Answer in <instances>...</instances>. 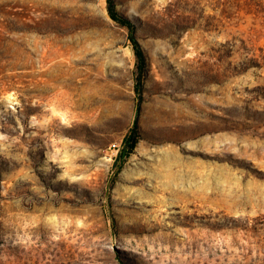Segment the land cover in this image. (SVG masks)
Listing matches in <instances>:
<instances>
[{
    "label": "rangeland",
    "instance_id": "rangeland-1",
    "mask_svg": "<svg viewBox=\"0 0 264 264\" xmlns=\"http://www.w3.org/2000/svg\"><path fill=\"white\" fill-rule=\"evenodd\" d=\"M113 2L139 111L107 0H0V264H264V0Z\"/></svg>",
    "mask_w": 264,
    "mask_h": 264
},
{
    "label": "trees",
    "instance_id": "trees-1",
    "mask_svg": "<svg viewBox=\"0 0 264 264\" xmlns=\"http://www.w3.org/2000/svg\"><path fill=\"white\" fill-rule=\"evenodd\" d=\"M107 3H108V12H109L111 19L114 20L115 22H118L121 25L127 26L130 30L129 31V41H130V44L132 46L134 55L137 59V68L139 71V75L136 78L137 82H136V86H135V91H136L137 97H138L137 111H139L141 103L143 101L142 92H141V89H142L141 75H142L144 66L146 64V56H145V53L142 49L141 44L139 43L138 39L136 38L135 30H134L131 22L117 12L113 0H107ZM136 129H137V123H135V127H134V130L132 132L135 133ZM135 146H136L135 137L131 135L125 141L124 153H126V155L131 153L134 150ZM123 155L124 154H122L121 156H123Z\"/></svg>",
    "mask_w": 264,
    "mask_h": 264
},
{
    "label": "built area",
    "instance_id": "built-area-1",
    "mask_svg": "<svg viewBox=\"0 0 264 264\" xmlns=\"http://www.w3.org/2000/svg\"><path fill=\"white\" fill-rule=\"evenodd\" d=\"M114 148H115V146H114Z\"/></svg>",
    "mask_w": 264,
    "mask_h": 264
}]
</instances>
